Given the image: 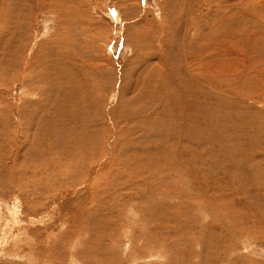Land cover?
<instances>
[{
    "label": "rangeland",
    "instance_id": "obj_1",
    "mask_svg": "<svg viewBox=\"0 0 264 264\" xmlns=\"http://www.w3.org/2000/svg\"><path fill=\"white\" fill-rule=\"evenodd\" d=\"M38 1L0 0V264H264V0Z\"/></svg>",
    "mask_w": 264,
    "mask_h": 264
},
{
    "label": "bare ground",
    "instance_id": "obj_2",
    "mask_svg": "<svg viewBox=\"0 0 264 264\" xmlns=\"http://www.w3.org/2000/svg\"><path fill=\"white\" fill-rule=\"evenodd\" d=\"M42 1L43 0H41V1H38V2H41L42 3ZM30 2V1H29ZM50 3V2H49ZM32 4V3H31ZM42 4H44V3H42ZM46 4V3H45ZM32 5H34V4H32ZM38 5V4H37ZM41 7H40V9L42 8V5L41 4H39ZM51 5V4H50ZM48 6V5H47ZM54 6V5H53ZM54 7H56V6H54ZM4 8V7H3ZM2 8V9H3ZM36 8V7H35ZM47 8V7H46ZM50 8V7H49ZM38 9V8H37ZM44 11V10H43ZM42 11V12H43ZM47 11V10H46ZM49 11H50V9H49ZM45 12V11H44ZM41 13V12H40ZM26 17V16H25ZM205 73V72H204ZM211 74V73H210ZM221 99H222V97H221ZM216 100V99H215ZM217 101V100H216ZM209 102V101H208ZM201 103H202V101H201ZM201 103H200V105H201ZM223 104V103H222ZM225 104V103H224ZM205 105H207V104H205ZM202 106H203V103H202ZM211 106V105H210ZM216 107V106H215ZM218 107V106H217ZM213 108H214V106H213ZM226 108V107H225ZM227 109V108H226ZM206 110H208V108H206ZM211 111V110H210ZM215 111V110H214ZM217 111V110H216ZM205 112V111H204ZM213 112H211V114H212ZM226 113V112H225ZM208 116H210V115H208ZM214 117V116H213ZM212 118V117H211ZM202 119V118H201ZM204 119V118H203ZM219 119V118H218ZM207 120V119H206ZM244 120V119H243ZM247 121V120H246ZM248 122V121H247ZM234 129V128H233ZM224 131V130H223ZM219 136V135H218ZM53 137V136H52ZM41 139V138H40ZM236 139V138H235ZM49 141V140H48ZM231 141V140H230ZM36 142H38V141H36ZM40 144H44V143H41V142H39ZM47 145V144H46ZM33 148V147H32ZM41 148V147H40ZM245 148V147H244ZM33 151H35L34 150V148L32 149ZM36 152V151H35ZM41 152H42V149H41ZM228 152V151H227ZM246 152V151H245ZM36 154V153H35ZM43 154V153H42ZM44 155H45V153H44ZM43 155V156H44ZM236 155V154H235ZM234 155V156H235ZM51 157V156H50ZM44 158H45V156H44ZM39 160H43L41 163L44 165V167H47V170L48 171H50L49 173H48V175H50V174H55V173H58L57 171H56V169H54V168H57V167H60L61 166V159H59L58 158V160L57 159H53V160H51V162L50 161H47L46 159L44 160L43 158H41V159H39ZM29 163H30V161H29ZM32 163V162H31ZM38 163V162H37ZM56 164L57 166L56 167H54V165L53 164ZM40 166V165H39ZM212 167V166H211ZM13 169V168H12ZM39 169H41V168H39ZM39 169H37L36 171L35 170H33V171H35V173H34V181H33V183H31V184H33L34 186H32V187H35V186H39V188H41L42 187V184H44V181H42V178H41V174H40V176H39V173H41V172H39ZM42 169H44V168H42ZM46 169V168H45ZM53 169H54V171H53ZM182 169V168H181ZM15 170V169H14ZM52 170V171H51ZM21 171V170H20ZM31 171V170H30ZM30 171L28 170V172L30 173ZM44 171V170H43ZM14 172V171H13ZM45 172V173H46ZM43 174V173H42ZM59 174V173H58ZM10 176V175H9ZM44 176V175H43ZM18 178V177H17ZM183 179V178H182ZM60 183V182H59ZM27 183H26V181H25V185H26ZM61 184V183H60ZM22 185H24L23 183H22ZM56 185H58L57 183L56 184H52V186L51 187H53V189L54 190H56L54 187L56 186ZM60 186V185H59ZM58 186V188H61L62 189V186L61 187H59ZM74 186V185H73ZM63 187H66V186H63ZM69 187V186H68ZM20 188V187H19ZM23 189H24V187H22ZM26 188V187H25ZM57 188V187H56ZM13 189V188H12ZM44 189H45V192H46V189H47V187L46 186H44ZM52 189V188H51ZM60 189V190H61ZM69 189V188H68ZM15 190V189H14ZM26 190H28V189H26ZM51 191V190H50ZM53 191V190H52ZM71 191V190H70ZM40 192H42V191H40ZM36 193V192H35ZM52 193V192H51ZM42 194H43V192H42ZM45 194V193H44ZM49 194V193H48ZM26 195V194H25ZM54 195V194H53ZM40 196V195H39ZM45 198H47L46 196H44ZM49 197V196H48ZM44 198V199H45ZM48 200V199H47ZM26 234H27V232H25ZM27 238V237H26ZM3 240H4V243L6 242V239L5 238H3V237H1V239H0V244H2L3 243ZM17 241H19L20 239L19 238H17L16 239ZM3 243V244H4ZM4 248H5V245H4ZM5 250V249H4ZM1 251H2V248H1Z\"/></svg>",
    "mask_w": 264,
    "mask_h": 264
}]
</instances>
